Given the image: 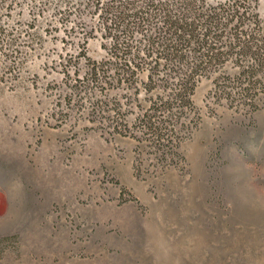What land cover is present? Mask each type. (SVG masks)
<instances>
[{
    "label": "rangeland",
    "instance_id": "obj_1",
    "mask_svg": "<svg viewBox=\"0 0 264 264\" xmlns=\"http://www.w3.org/2000/svg\"><path fill=\"white\" fill-rule=\"evenodd\" d=\"M84 1L0 0V264H264V66L239 89L219 47L161 158ZM244 15L264 40V0Z\"/></svg>",
    "mask_w": 264,
    "mask_h": 264
},
{
    "label": "trees",
    "instance_id": "obj_2",
    "mask_svg": "<svg viewBox=\"0 0 264 264\" xmlns=\"http://www.w3.org/2000/svg\"><path fill=\"white\" fill-rule=\"evenodd\" d=\"M85 1L107 42L114 81L135 86L138 74H145L143 89L153 94L136 117L135 132L161 158L175 152L171 134L179 118H197L191 96L199 80L209 75L208 68L227 61L228 54L219 47L241 44V52L235 51L239 57H233L242 68V79H235L239 89H249L251 78L264 66L263 38L239 28L243 18L249 19L246 10L256 8V0H225L216 5H206L207 0ZM250 18L257 23L256 13ZM222 36L235 42L216 45ZM100 65L92 61L89 70L97 73Z\"/></svg>",
    "mask_w": 264,
    "mask_h": 264
}]
</instances>
